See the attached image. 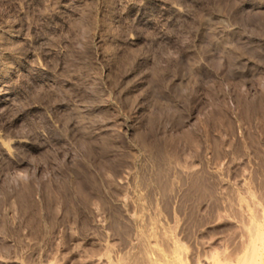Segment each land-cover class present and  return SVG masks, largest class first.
Segmentation results:
<instances>
[{"label": "rangeland", "instance_id": "374dc122", "mask_svg": "<svg viewBox=\"0 0 264 264\" xmlns=\"http://www.w3.org/2000/svg\"><path fill=\"white\" fill-rule=\"evenodd\" d=\"M263 217L264 0H0V264L233 261Z\"/></svg>", "mask_w": 264, "mask_h": 264}, {"label": "bare ground", "instance_id": "6f19581e", "mask_svg": "<svg viewBox=\"0 0 264 264\" xmlns=\"http://www.w3.org/2000/svg\"><path fill=\"white\" fill-rule=\"evenodd\" d=\"M110 102V101H108ZM142 144V143H141ZM145 146V145H144ZM143 146V147H144ZM154 150V149H153ZM151 153V152H150ZM146 154V153H145ZM155 154V153H154ZM153 154V155H154ZM158 154V152H157ZM149 155V154H148ZM158 156V155H157ZM154 157V156H153ZM154 159V158H153ZM156 161V160H155ZM162 162V161H161ZM151 164V163H150ZM163 167V166H162ZM186 168V167H185ZM158 169V168H157ZM154 171V170H153ZM157 171V170H156ZM155 173V172H154ZM179 175V174H178ZM203 175V174H202ZM201 175V176H202ZM150 176V175H149ZM162 176V175H161ZM165 176V175H164ZM154 177V175H153ZM193 178V177H192ZM154 179V178H153ZM188 180V179H187ZM152 181V180H151ZM189 181V180H188ZM196 181V180H195ZM193 182V180H192ZM188 183V182H187ZM157 184V183H156ZM206 184V183H205ZM190 185V184H189ZM193 185V184H192ZM27 186V185H26ZM192 187V186H191ZM25 188V187H24ZM162 189V188H161ZM24 190V189H23ZM29 191V190H28ZM24 192V191H23ZM27 193V191H26ZM169 193V192H168ZM253 194H251L250 196H252ZM125 198V197H124ZM160 198V196H159ZM170 198V197H169ZM112 199V198H111ZM155 199V198H154ZM123 200V199H122ZM138 200V199H137ZM171 200V199H170ZM187 200V199H186ZM240 200V199H239ZM114 201V200H113ZM118 201V200H116ZM143 201V200H142ZM149 201V200H148ZM167 201V200H166ZM180 201V200H179ZM251 201H254V200H251ZM89 202V201H88ZM120 202V201H119ZM156 202V201H155ZM162 202H163V199H162ZM245 202V201H244ZM115 203V202H114ZM118 203V202H117ZM147 203V202H145ZM171 203V202H170ZM241 203V202H240ZM243 203V202H242ZM260 203V202H259ZM89 204V203H87ZM91 204V203H90ZM128 204V203H127ZM152 204V203H151ZM167 204V203H166ZM246 204V203H245ZM120 205V204H119ZM125 205V204H124ZM134 205V204H133ZM132 205V206H133ZM138 204H136L137 206ZM144 205V204H143ZM158 205V204H157ZM260 205V204H259ZM135 206V207H136ZM146 206V205H145ZM163 206V205H161ZM253 206V205H252ZM164 207V206H163ZM179 207V206H178ZM228 207V206H227ZM140 208V207H139ZM190 208V207H189ZM197 208V207H196ZM131 209V208H130ZM141 209V208H140ZM154 209V208H153ZM249 209V208H248ZM251 209V207H250ZM249 209V210H250ZM100 211V210H99ZM124 211V210H123ZM158 211V210H157ZM161 211V210H160ZM251 211V210H250ZM168 212V211H167ZM175 212V211H174ZM181 212V211H180ZM252 212V211H251ZM107 213V212H106ZM118 213V212H116ZM123 213V212H122ZM138 213V212H137ZM160 212H157V214L159 215ZM172 213V212H171ZM132 214V212H131ZM156 214V213H155ZM163 214V213H161ZM169 214V213H168ZM248 214V213H247ZM251 214V213H250ZM260 214V213H259ZM120 215V214H119ZM137 215V214H136ZM135 215V217L137 218V216ZM140 215V214H139ZM144 215V214H143ZM194 215V214H193ZM125 216V214H124ZM175 216V215H174ZM249 216V215H248ZM251 216V215H250ZM255 216H256V213H255ZM132 218H134L133 216H131ZM147 217V215H146ZM252 217H253V214H252ZM251 217V218H252ZM116 218V217H115ZM126 218V217H125ZM135 218V220H137ZM156 218V217H154ZM256 218L259 219V217L257 216ZM110 219V218H109ZM123 219V218H122ZM152 219V218H150ZM149 219V220H150ZM257 219V220H258ZM264 219V217H263ZM108 220V219H106ZM128 220V218H127ZM143 220V219H142ZM145 220L148 221V219L146 218ZM250 220V219H249ZM262 221V219H260ZM105 221V220H104ZM237 221V220H236ZM260 221V222H261ZM140 222V220H139ZM143 222V221H142ZM154 222V221H153ZM157 222V221H156ZM246 222V221H245ZM146 223V222H145ZM238 223V222H237ZM264 223V222H263ZM118 224V223H117ZM124 224V223H123ZM150 224V223H149ZM160 224V223H159ZM244 224V223H243ZM129 225V224H128ZM162 225V223L160 224ZM166 225V224H164ZM180 225V224H179ZM246 225V224H245ZM248 225V226H247ZM246 225V229H247V233L245 234L247 236L246 238V241L244 240V242H246L245 246L244 247H241V248H244L242 249V253H240L241 255L239 257H237L235 260L231 261L230 259H228L226 256V254H224L223 256H220L221 254L218 253V254H214V255H219V257H212L210 258V260H207V259H203V264H264V259L262 261V256H264V225L263 224H260L258 222H256L254 219L250 220L249 224ZM148 226V224H147ZM169 226V225H168ZM109 227V226H108ZM134 227V226H133ZM153 227V225H152ZM161 227V226H160ZM164 227V226H163ZM245 227V226H243ZM115 228V227H114ZM118 228V227H116ZM138 228V227H137ZM148 228V227H147ZM147 228H144V229H147ZM149 228H150V225H149ZM123 229V228H122ZM134 229V228H132ZM245 230V228H244ZM111 231V230H110ZM116 231V230H114ZM113 231V232H114ZM149 231V230H148ZM161 231V230H160ZM147 232V231H146ZM158 232V231H157ZM163 232H167L166 229L165 231ZM161 231V233H163ZM169 232V231H168ZM167 232V233H168ZM112 233V232H111ZM137 233V232H136ZM155 233V232H154ZM244 233V232H243ZM120 234V233H119ZM127 234V233H126ZM158 235V234H157ZM160 235V234H159ZM165 235V234H164ZM163 235V236H164ZM114 236V235H113ZM134 236V235H133ZM136 236V235H135ZM134 236V237H135ZM152 236V235H151ZM156 236V235H155ZM154 236V237H155ZM168 236V234H167ZM119 237V236H117ZM126 237V236H125ZM138 237V236H137ZM245 237V236H244ZM139 238V237H138ZM151 238L150 236H141L139 238V246L137 248L134 249V251L132 252H129V254L123 259V256H122V259H118L119 261H115L112 262L111 260L108 261V264H186L185 262V259L182 260L181 256L180 255V252H179V246L182 247V245L177 244V246H175V242L173 243V241H171V239L167 238L166 235L164 237V241L163 243H165L166 241V244H164L162 247L161 246H158L156 244H152L150 241H151ZM174 238V237H173ZM128 239V238H127ZM136 239V238H135ZM125 240V239H124ZM176 240V239H175ZM195 240V239H194ZM131 241V240H130ZM137 241V240H136ZM135 241V242H136ZM159 241V240H158ZM127 242V241H126ZM134 242V241H133ZM132 243V241H131ZM155 243V242H154ZM160 243V242H159ZM160 245H162V243H160ZM243 246V245H242ZM129 247V246H128ZM110 248V247H108ZM113 248V247H111ZM134 248V247H133ZM131 249V248H130ZM240 249V248H239ZM105 250V249H104ZM110 250V249H109ZM133 250V249H132ZM181 250V249H180ZM111 251V250H110ZM182 251V250H181ZM186 250H184L185 252ZM105 252V251H104ZM123 252V251H122ZM183 252V253H184ZM241 252V251H239ZM103 253V252H102ZM109 253V251H108ZM119 253V252H118ZM182 253V254H183ZM105 254V253H104ZM107 254V253H106ZM110 254V253H109ZM112 254V253H111ZM187 254V253H186ZM198 254V253H197ZM237 254V253H236ZM124 255V254H123ZM193 255V254H192ZM209 255H212V253H210ZM106 256V255H105ZM114 256V255H113ZM118 256V255H117ZM236 256V255H235ZM104 257V256H103ZM111 257V256H110ZM120 257V255H119ZM118 257V258H119ZM190 257V256H189ZM98 258V257H96ZM109 258V256H108ZM105 259V258H104ZM117 259V258H116ZM190 259V258H189ZM192 259V258H191ZM199 259V258H198ZM202 259V258H201ZM195 260V259H193ZM200 260V259H199ZM198 260V261H199ZM105 261V260H104ZM184 261V263H183ZM187 263H188V260H186ZM191 261V260H189ZM195 263V262H194ZM196 264H200V262H197Z\"/></svg>", "mask_w": 264, "mask_h": 264}]
</instances>
